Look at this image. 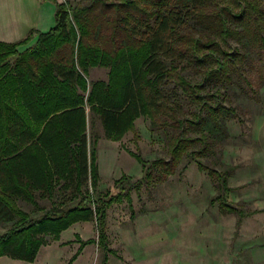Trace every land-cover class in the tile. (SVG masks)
Masks as SVG:
<instances>
[{
    "label": "trees",
    "instance_id": "1",
    "mask_svg": "<svg viewBox=\"0 0 264 264\" xmlns=\"http://www.w3.org/2000/svg\"><path fill=\"white\" fill-rule=\"evenodd\" d=\"M51 1V29L0 41V257L27 262L80 222L94 221L98 237L80 241L72 261L89 244L105 249L108 210L139 188L123 176L117 193L99 190L97 126L119 140L148 116L169 134L171 156L150 167L163 164L170 176L185 158L204 168L196 158L215 153L237 116L220 87L248 52L231 41L264 45L260 0ZM95 67L108 69V80L89 85ZM222 168L208 169L216 200L243 217L225 199L234 168Z\"/></svg>",
    "mask_w": 264,
    "mask_h": 264
},
{
    "label": "rangeland",
    "instance_id": "2",
    "mask_svg": "<svg viewBox=\"0 0 264 264\" xmlns=\"http://www.w3.org/2000/svg\"><path fill=\"white\" fill-rule=\"evenodd\" d=\"M260 2L264 7V0ZM231 43L240 52H248V59H239L238 67L230 71L231 81L220 87L225 103L237 109V116L227 122V138L214 146L215 153L196 158L204 168L196 161L188 164L185 158L170 176L163 164L150 167L159 158L170 162L171 156L166 148L169 134L153 130L148 116L138 117L119 140L107 138L99 125V190L117 193V181L123 176L139 183L129 199L108 210L106 248L87 245L72 261L80 241L98 237L94 221L82 222L43 246L35 261L3 256L0 264H103L104 255L108 264H264V45L245 48L236 40ZM108 72L91 68L89 85L107 81ZM92 132L89 127L91 142ZM223 166L234 168L225 199L244 212L243 217L228 212V207L220 208L216 200L218 182L208 169L222 171Z\"/></svg>",
    "mask_w": 264,
    "mask_h": 264
},
{
    "label": "crops",
    "instance_id": "3",
    "mask_svg": "<svg viewBox=\"0 0 264 264\" xmlns=\"http://www.w3.org/2000/svg\"><path fill=\"white\" fill-rule=\"evenodd\" d=\"M55 13L56 5L51 0H0V41L13 43L25 38L31 30L48 31L55 25Z\"/></svg>",
    "mask_w": 264,
    "mask_h": 264
}]
</instances>
